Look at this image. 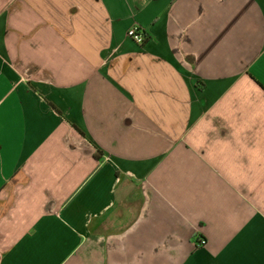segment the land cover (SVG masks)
I'll list each match as a JSON object with an SVG mask.
<instances>
[{
  "label": "crops",
  "instance_id": "obj_1",
  "mask_svg": "<svg viewBox=\"0 0 264 264\" xmlns=\"http://www.w3.org/2000/svg\"><path fill=\"white\" fill-rule=\"evenodd\" d=\"M0 264H264V0H0Z\"/></svg>",
  "mask_w": 264,
  "mask_h": 264
},
{
  "label": "built area",
  "instance_id": "obj_2",
  "mask_svg": "<svg viewBox=\"0 0 264 264\" xmlns=\"http://www.w3.org/2000/svg\"><path fill=\"white\" fill-rule=\"evenodd\" d=\"M127 35L134 40V42L138 43V44H142L144 41V34L143 31L140 30L137 27H131L128 29L127 31ZM205 243L204 239H200L199 240V245H203Z\"/></svg>",
  "mask_w": 264,
  "mask_h": 264
}]
</instances>
